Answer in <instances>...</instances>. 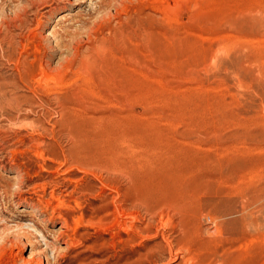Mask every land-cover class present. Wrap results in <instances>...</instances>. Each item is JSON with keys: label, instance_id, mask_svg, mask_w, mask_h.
Segmentation results:
<instances>
[{"label": "rangeland", "instance_id": "rangeland-1", "mask_svg": "<svg viewBox=\"0 0 264 264\" xmlns=\"http://www.w3.org/2000/svg\"><path fill=\"white\" fill-rule=\"evenodd\" d=\"M75 1L0 0V35L20 40L10 64L0 52V71L12 77L24 53L38 91L20 84L35 100L30 118L0 111V185H11L0 190L1 260L18 237L21 256L43 251L53 262L59 253L61 264H120L173 239L162 264H188L191 255L201 264H264V0ZM40 64L54 82L45 84ZM14 161L31 182L18 185ZM99 179L159 233L110 245L98 222L113 216L97 211L112 190ZM51 180L45 198L57 186L63 211L85 216L69 249L53 241L59 224L31 193ZM22 191L37 205L24 204Z\"/></svg>", "mask_w": 264, "mask_h": 264}, {"label": "bare ground", "instance_id": "bare-ground-1", "mask_svg": "<svg viewBox=\"0 0 264 264\" xmlns=\"http://www.w3.org/2000/svg\"><path fill=\"white\" fill-rule=\"evenodd\" d=\"M61 1V0H60ZM118 0H103L101 3V7H105L110 5L112 2H117ZM160 1V0H159ZM178 1V3H172L170 0H163V2L165 3L166 7H174V8H181L183 7L184 0H176ZM187 1V0H186ZM189 1V0H188ZM187 1V2H188ZM81 0H76L75 3L76 4H81ZM174 2V1H173ZM172 3V5H171ZM174 5V6H173ZM178 10V9H177ZM175 11V10H173ZM177 12V11H176ZM63 17V16H62ZM8 23V22H6ZM23 23V22H22ZM21 23V24H22ZM14 24V23H13ZM16 24V23H15ZM8 29V28H7ZM11 29V28H10ZM9 30V29H8ZM10 33V32H9ZM19 34V33H18ZM34 35V34H33ZM9 37V36H8ZM25 38V37H24ZM20 41V40H19ZM19 41L14 39V35L12 37L9 38V40L6 38H2L0 35V52L1 55L3 57V59H7L9 61H7V64H10L11 61H13V58L16 54V48H18V44ZM5 45V46H4ZM21 45V43H20ZM23 47V46H22ZM25 48V47H24ZM20 57L15 61L14 64V69L13 67L11 69H13L15 71V73H13L12 77H6L5 75H2V72L0 71V111L1 110H7L10 109L12 111H16L17 112H21L24 111V117H29L30 112L33 111L34 107H35V103H34V99L32 95H28L27 94H19V89L21 88V83H24L28 89L29 92H31V94L33 93V95H37L38 91L37 88L35 86L32 85L31 83V69L28 68L27 65H23L21 67V63L23 64V62L25 63V60L28 59V57H24V53H21L19 55ZM34 56V55H33ZM24 57V60H21V58ZM1 58V57H0ZM2 59V60H3ZM3 63V61H2ZM0 63V64H2ZM4 64V63H3ZM42 67V76L44 77V82L46 85H48L51 81H55L56 79L53 77L52 72L50 71L48 66H45L43 64H40ZM6 66V64H5ZM7 71V70H6ZM11 74V73H10ZM56 74V73H54ZM34 77V76H33ZM42 79V78H41ZM35 80V79H34ZM33 81V80H32ZM39 81V79L37 80V82ZM42 81V80H41ZM58 82V81H57ZM56 82V83H57ZM55 83V84H56ZM60 83V81H59ZM53 84V83H52ZM59 86V84H57ZM39 86V85H38ZM37 86V87H38ZM42 86V85H40ZM39 86V87H40ZM42 89V88H41ZM47 90V89H46ZM45 91V90H44ZM52 92V91H51ZM56 98V97H55ZM43 100V99H42ZM58 113L60 110H58ZM18 114V113H17ZM32 114V113H31ZM56 114V113H55ZM23 115V113H22ZM18 117V116H17ZM33 117V116H32ZM49 117V116H48ZM30 118V117H29ZM30 122V121H29ZM33 124V122H31ZM29 123V124H31ZM47 123V122H46ZM12 124V123H11ZM31 124V125H32ZM19 127V126H18ZM24 128V127H23ZM37 129V128H36ZM29 132V131H28ZM8 134V133H7ZM18 135V134H17ZM3 136V135H2ZM20 136V135H19ZM41 136V135H40ZM5 137V135H4ZM84 137H81L79 134H74L72 135V142L74 143V145L76 147H82L85 144V139H83ZM14 139V138H13ZM12 139V140H13ZM35 140V139H34ZM93 140V138H92ZM43 141V140H42ZM2 141H0L1 143ZM5 142V141H3ZM6 143V142H5ZM33 143V142H32ZM15 144V143H14ZM23 144V143H22ZM28 144V143H27ZM39 144V143H38ZM4 145V144H3ZM1 147V146H0ZM35 147V146H34ZM22 151V150H21ZM36 152V151H35ZM13 153V152H12ZM38 154V153H37ZM40 155H42L41 157H43V154L41 152H39ZM12 155V154H11ZM37 156V155H36ZM40 157V158H41ZM44 159V157H43ZM55 160V159H54ZM8 161V160H7ZM11 161V160H10ZM53 161V160H52ZM65 161L67 162V159H65ZM63 162V163H62ZM61 165H65L64 161L62 160ZM108 162V161H107ZM59 163V164H60ZM68 163V162H67ZM12 164L16 167V179H17V183L18 185L21 187L22 184L24 183H29L31 182L33 179L31 178V176H29V171L28 170H22L23 166L17 162H12ZM44 164V163H43ZM76 164V163H75ZM1 165V164H0ZM60 165V166H61ZM67 165V164H66ZM58 166V165H57ZM56 166V168H57ZM43 168V167H42ZM43 170V169H42ZM46 170V169H45ZM61 170V169H60ZM64 170V169H63ZM67 171V169H66ZM59 172V171H58ZM39 174V173H38ZM15 176V175H14ZM98 177V176H96ZM69 179V177H67ZM101 178V177H99ZM53 179V178H52ZM71 179V178H70ZM43 180V179H42ZM46 180V179H45ZM50 180V179H49ZM57 180V179H56ZM62 180V179H61ZM59 180V182L61 181ZM67 180V179H65ZM71 180H75V179H71ZM100 180V179H99ZM41 181V180H40ZM76 181V180H75ZM101 181V180H100ZM35 182V181H33ZM42 182V181H41ZM38 185L33 186V190L31 191V193L33 192L34 194L38 195V204L42 205V209L45 211L51 208V216L49 218V221L52 223H58L59 224V228L58 230L55 232H53L54 235V239L53 241H56V239L58 240H64V244L66 243L67 248H72L73 246L77 245V238L79 235V225L82 223L84 225V220H85V216L84 215H77V217H74V214L72 211L70 210H64L63 211V205L65 204L63 198L61 197V195H63L62 193L60 194L57 191V186H55L53 189H51V194H50V198H45V194H46V189L47 186L54 182V180L51 181H46L44 183H41ZM74 182V181H72ZM102 182V181H101ZM138 182V181H137ZM56 183V181H55ZM63 183V182H62ZM70 183V182H69ZM103 183V182H102ZM2 184V183H1ZM32 184V183H31ZM78 184V183H77ZM104 186H107L108 188L110 187V191L107 195V199L108 196H111L110 201H107L105 204H103L101 207H99L97 213H106L107 215H112V220L110 221V223H104L102 220H100L98 222L99 226L101 228H104L106 230L110 231V240H109V244L111 245H116V244H122L123 246H127L128 244L134 242L137 238L138 235L143 236V238L145 237H149L151 235L150 232H153V235L156 233H159L158 229L156 230V232L154 233V231H152V227L149 226L147 223L143 226H141L140 222L138 223V214L136 212H134V210H132L131 205H129L127 203V201H130L127 199V201H122L121 200V193H123L121 191V189H119L117 187V185H114L112 182H104L103 183ZM9 185L7 183V185H0V190H2L5 194H9L10 190H9ZM34 185V184H33ZM57 185V184H54ZM67 185V184H66ZM72 185V184H71ZM76 185V184H75ZM74 185V190L77 188V186ZM79 185V184H78ZM82 185V184H81ZM80 185V186H81ZM11 186V185H10ZM61 186V185H60ZM132 186V185H131ZM130 186V189H131ZM25 187V186H24ZM27 187V186H26ZM51 187V186H49ZM65 187V186H64ZM83 187V186H81ZM59 188V187H58ZM102 188V187H101ZM104 188V187H103ZM106 188V187H105ZM24 189V188H23ZM61 189V188H60ZM82 189V188H81ZM80 189V190H81ZM130 189L128 188L127 190L130 191ZM20 190V189H19ZM79 191V190H78ZM1 192V191H0ZM65 192V191H64ZM74 192V191H73ZM107 192V191H106ZM125 192V191H124ZM128 192V191H127ZM76 193V192H74ZM73 193V194H74ZM101 193V192H100ZM65 194V193H64ZM128 195V193H126ZM67 195V194H66ZM70 195V193L68 194ZM102 195V194H101ZM125 195V194H124ZM47 196V195H46ZM72 196V195H71ZM103 196V195H102ZM129 196V195H128ZM127 196V197H128ZM134 196V195H133ZM140 196V195H139ZM20 199H22L27 204H31L32 207L35 206L36 203H30L28 202V198L24 196L23 191L20 192L19 194ZM36 197V196H35ZM126 197V196H125ZM123 196V198H125ZM122 198V199H123ZM138 198V197H137ZM130 199V198H129ZM142 199V198H140ZM76 200V199H75ZM126 200V199H125ZM34 201V199H33ZM143 201V200H140ZM32 202V201H31ZM36 202V201H35ZM143 203V202H141ZM78 204V203H77ZM37 205V204H36ZM71 205V204H69ZM72 206V205H71ZM144 206V205H143ZM72 208V207H71ZM38 209V207H37ZM161 209V208H160ZM43 211V212H44ZM81 213V212H80ZM170 217V216H169ZM167 218V217H166ZM144 219V218H143ZM88 220V219H87ZM95 222V221H93ZM97 222V221H96ZM106 222V221H105ZM90 223V222H89ZM92 223V222H91ZM81 226V225H80ZM82 227V226H81ZM89 227V226H88ZM97 227V226H96ZM158 228V227H157ZM221 228V226H220ZM105 230V231H106ZM206 230V229H205ZM207 231H209L207 229ZM216 231V229H215ZM161 233V232H160ZM159 235V234H158ZM166 235V234H165ZM164 235V236H165ZM187 235V234H186ZM189 235V233H188ZM26 236V235H25ZM156 236V235H155ZM168 236V235H166ZM147 237V238H148ZM19 238V237H18ZM18 238L15 239H8V241L10 242V247H11V258L8 261H4L1 260L0 258V264H61L59 258L61 257V255L59 253H57V248L55 249L56 253L55 257L53 259V262L48 258V254L46 252H41V251H31L30 254L28 255V257H23L21 256V251L22 250V245H21V241L23 240H19ZM28 238V237H27ZM171 238V237H170ZM235 238V237H234ZM5 240V239H4ZM106 240V239H105ZM103 243H107V242ZM166 240V239H165ZM173 240V239H172ZM172 240L168 239V243L166 245L170 246L169 247V251L172 252L173 248H174V244ZM238 240V239H237ZM27 241H29L27 239ZM138 241V240H137ZM49 242V241H48ZM96 242V241H95ZM167 242V241H166ZM31 244V243H30ZM50 244V243H47ZM104 245V244H103ZM109 245V247H111ZM136 245V244H135ZM165 245V244H164ZM164 245L162 242L157 243L156 245L149 247L147 249V251L145 253H134L137 256L135 258L128 257L125 260L120 259L121 263L120 264H162V260L165 257V252L163 251L162 248H164ZM165 245V246H166ZM24 246V245H23ZM47 246V245H46ZM53 246V245H52ZM105 246V245H104ZM131 246V245H130ZM167 246V247H168ZM179 246V245H178ZM176 244V247H178ZM33 247V246H32ZM56 247V246H55ZM180 247V246H179ZM14 248H17V251L14 250ZM146 248V247H145ZM187 249V247H185ZM184 248V249H185ZM54 249V247H53ZM66 249V248H65ZM94 249V248H93ZM106 249V248H105ZM109 249V248H108ZM168 249V248H167ZM177 249V248H176ZM175 249V250H176ZM179 249V248H178ZM182 249V248H181ZM232 249V248H231ZM114 250V249H113ZM168 251V252H169ZM186 251V250H185ZM224 251V249L222 250V252ZM187 252V251H186ZM229 252V251H228ZM8 253V252H7ZM64 253V252H63ZM174 253V252H173ZM180 253V252H179ZM188 253V252H187ZM2 254V253H1ZM169 254V253H168ZM167 254V255H168ZM215 254V253H214ZM170 255V254H169ZM195 256V255H194ZM191 255V257H189L188 264H197L199 262V264H201V262L204 261V259L202 261H198V259H196L195 261V257ZM200 256V255H199ZM176 257V256H175ZM179 257V256H178ZM207 257V256H206ZM187 258V257H186ZM98 259V258H97ZM175 259V258H174ZM179 259V258H178ZM60 260V261H59ZM185 260V259H184ZM4 261V262H3ZM208 261V260H207ZM217 261V259H216ZM206 262V261H204ZM211 262V261H210ZM183 263V262H181ZM208 263V262H207ZM166 264V263H164ZM205 264V263H204ZM225 264V263H224Z\"/></svg>", "mask_w": 264, "mask_h": 264}]
</instances>
